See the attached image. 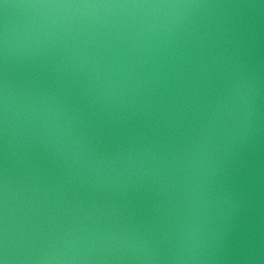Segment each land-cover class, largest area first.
I'll return each mask as SVG.
<instances>
[{"label":"water","instance_id":"water-1","mask_svg":"<svg viewBox=\"0 0 264 264\" xmlns=\"http://www.w3.org/2000/svg\"><path fill=\"white\" fill-rule=\"evenodd\" d=\"M5 215L8 264H264V0H0Z\"/></svg>","mask_w":264,"mask_h":264},{"label":"clouds","instance_id":"clouds-1","mask_svg":"<svg viewBox=\"0 0 264 264\" xmlns=\"http://www.w3.org/2000/svg\"><path fill=\"white\" fill-rule=\"evenodd\" d=\"M87 7V6H80ZM170 7H191V5H171ZM237 89L242 87L241 82H237ZM243 98V97H241ZM8 101H9V91L7 81L3 84V105H4V129L7 132L8 128ZM198 187V185H197ZM4 204H5V212L7 208V182L5 178L4 183ZM186 240L181 241V248L179 249V258L180 259H198L199 258V250H200V239L197 236L196 230L192 228L191 224L188 226V231L185 233ZM146 243V242H143ZM9 256H8V237H7V217L5 215V224L3 229V237H2V246H0V264H8Z\"/></svg>","mask_w":264,"mask_h":264}]
</instances>
